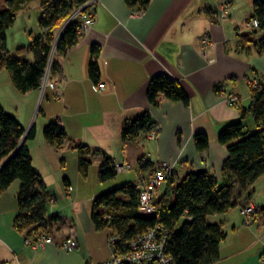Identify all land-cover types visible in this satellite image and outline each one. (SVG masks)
Wrapping results in <instances>:
<instances>
[{"label":"crops","instance_id":"obj_1","mask_svg":"<svg viewBox=\"0 0 264 264\" xmlns=\"http://www.w3.org/2000/svg\"><path fill=\"white\" fill-rule=\"evenodd\" d=\"M222 2L231 5L224 21L218 17ZM92 11L93 22L87 32L57 57L59 70L51 77L59 88L45 95L41 120L31 125L29 120H17L24 129L27 126L25 131L31 126L35 129L34 139L27 141V146L32 168L52 196L48 210L49 217L57 218L52 226L54 243L33 249L14 230L19 188L14 182L0 191V264H99L109 258L106 240L110 232L93 228L90 208L84 205V197L88 200L98 195L87 188L86 179L93 173L90 185L100 183L97 174L104 157L113 166L129 165V169L116 173H125V177L110 188L134 185L151 177L159 163H173L172 177L155 190L157 200L186 173L197 169L222 185L221 167L227 153L217 142L218 132L238 120H242L245 132L256 130L250 114L240 117V109L249 105L251 88L264 82V54H258L252 43L243 45L239 38L247 33L241 27L251 15V0H149L139 16H133L138 10L124 0H99ZM39 34L40 30L29 32L28 42ZM262 35L264 32L258 33L256 39ZM91 44L100 49L96 82L87 74ZM159 74L179 83L187 95V106L164 99L156 107L148 103L147 84ZM99 83L104 89L94 91ZM38 90L30 91L35 92L34 99ZM56 92L61 94L59 100L55 99ZM228 94L238 97L235 105L225 102ZM144 113L158 127L156 136L147 138L143 132L135 142L123 144L120 132L124 122ZM49 122H56L65 131L66 140L60 149L50 148L43 139L42 130ZM196 133L207 138L203 152L195 149ZM78 146L97 152L88 155L91 165L86 178L78 171L72 177L66 173L67 156L77 170L74 153ZM63 179L71 191H66ZM232 193L235 207L207 216V221L219 225L225 234L219 259L213 264H264L260 260L264 224L259 213L264 205V177L254 181L248 194H239L237 188ZM249 204L255 211L246 218L242 210ZM65 239L75 242L73 251L57 247Z\"/></svg>","mask_w":264,"mask_h":264},{"label":"trees","instance_id":"obj_2","mask_svg":"<svg viewBox=\"0 0 264 264\" xmlns=\"http://www.w3.org/2000/svg\"><path fill=\"white\" fill-rule=\"evenodd\" d=\"M86 1L40 0L37 19L40 34L31 36L26 45L9 52L6 49V31L15 21V12L27 0H6V6L0 9V71L9 72L11 83L17 91L25 93L40 88L52 52L50 75L58 72L57 57L75 46L81 33L79 21L74 20L63 29L55 45V30L63 26L73 11ZM124 2L142 11L149 0ZM249 18L256 19L258 27L242 34L240 42L243 45L252 43L258 54H264V35L256 39L258 33L264 32V0H252ZM99 51L98 45H90L87 74L93 82L99 77ZM146 99L153 107L158 106L162 99L188 105L187 95L179 83L162 74L150 79ZM246 114L253 119L254 132H245L242 120H238L225 125L217 134V142L225 147L227 153L221 167L222 185L219 186L204 170L188 172L155 200V208L149 211L140 206L139 195L133 185L125 184L98 194L91 201L90 220L93 228L96 231L107 229L110 235H116L118 242L115 248L121 252L133 237L159 225L167 231L165 253L173 259L174 264H213L219 259V245L225 234L219 225L209 223L207 216L235 207L233 190L237 188L239 194H248L254 181L264 177V82L251 88L248 107L240 109L241 119ZM152 126L147 113L127 120L122 126L120 140L123 144L135 142L140 133L147 132ZM23 136L25 139L21 143ZM34 136L33 126L25 131L15 118L5 113L0 104V191L18 181L17 214L12 226L24 237H31L40 230L50 234L57 221L56 217L46 218L52 196L32 168L27 141L33 140ZM42 136L52 149H60L66 140L65 131L56 122H49L43 128ZM193 143L198 152H203L208 146L203 133H196ZM75 149L77 171L82 178H86L91 165L88 155L97 152H90L85 146ZM115 176L114 166L104 157L98 169V181L104 183ZM63 185L68 191L69 184L65 179ZM259 213L264 224V205Z\"/></svg>","mask_w":264,"mask_h":264},{"label":"built area","instance_id":"obj_3","mask_svg":"<svg viewBox=\"0 0 264 264\" xmlns=\"http://www.w3.org/2000/svg\"><path fill=\"white\" fill-rule=\"evenodd\" d=\"M98 1L99 0H87L83 5L79 6L73 11L69 18L64 22L62 28L67 26L70 22L78 20L79 31L81 34H85L93 22L92 8ZM230 6V3L228 2H222L219 5L218 17L221 21H224L228 18ZM141 14L142 11H136L133 13V16H139ZM243 26L248 32L256 29L258 27V23L256 19L249 18L244 22ZM52 57L53 52L49 56L45 74L39 88L41 94L46 89L56 91L59 88L58 83L51 80L50 78V64ZM103 89V83H99L93 87L94 91ZM60 98L61 94L56 92L55 99L59 100ZM225 102L228 105L233 106L238 102V97L234 94H228L225 97ZM157 131L158 127L152 126L151 129L146 132L147 138L155 137ZM127 169H129V165L126 163L114 165V170L116 173ZM173 170V163L161 162L153 169L151 177L148 179H139L133 185L134 189L138 192L139 204L141 207L146 208L149 211H152L155 208V190L159 184L167 181V179L173 173ZM67 190L71 191V188L68 187ZM254 210V205L249 204L243 208L242 214L245 215L246 218H250L254 213ZM49 211L50 210L47 212L46 218L50 216ZM166 240L167 231H165L159 225H155L126 242L123 251L118 252L115 248L118 242V237L116 235H109L107 237L106 243L110 256L108 259L100 262L99 264H174L173 259L165 253ZM24 241L25 244L34 249L45 244L54 243V238L52 233L49 234L44 230H40L31 237H24ZM57 247L66 252L73 251L75 248V242L72 239H65L61 243H58ZM260 260L264 263V254L260 257Z\"/></svg>","mask_w":264,"mask_h":264},{"label":"rangeland","instance_id":"obj_4","mask_svg":"<svg viewBox=\"0 0 264 264\" xmlns=\"http://www.w3.org/2000/svg\"><path fill=\"white\" fill-rule=\"evenodd\" d=\"M24 1L25 0H23V2ZM26 3L28 4L24 9L21 8L15 12V21L13 25L6 31V49L9 52H12L16 47L26 45L28 43V33L29 32H32V33L39 32V28L37 25V19L40 15V10H39L40 0H27ZM26 3H24V5ZM4 6H6V0H0V9ZM60 28H62V26H60L59 28L55 30V36L57 35L56 33L58 32ZM241 28L244 31H247V29L244 28L243 25ZM50 78L52 80L51 75H50ZM51 91L54 92L55 90L46 89L45 91H43L42 94L40 90H38L37 96L34 99L35 92L31 93L30 91H28L25 93H21L17 91L12 85L10 77H8V71L4 70L0 72V102L4 106L2 107L5 113L15 118L16 120H29L30 125L31 123H34V121H36L37 123V120H41V112L43 110V107L45 104L44 100L46 98L45 95L49 94ZM25 129H27V126H25ZM74 154H76L77 156V153H74ZM90 157L91 156H89L88 159H90ZM66 163H67L66 164L67 165L66 167L67 175H70L71 177L72 175L77 176L76 165L73 166L74 161L71 160V158L67 156ZM91 174L93 173H90V175L86 179V184L89 190H91L92 188L93 190L92 194L95 193L94 195L101 194V193H104L106 191L116 188V186H113L112 188L110 187L112 185H117V183H119V181L125 177V173L116 174V176L114 177L115 179L109 180L104 183L97 182V185L94 182L92 185H90L89 180H90ZM81 182H85V181L82 180ZM15 184H19L18 181H15ZM83 196H86L85 190H84ZM84 198L86 199V202H84V205L87 207V210H88L90 208L91 200L93 198H89L88 200L86 197ZM170 201H171V197H170Z\"/></svg>","mask_w":264,"mask_h":264},{"label":"water","instance_id":"obj_5","mask_svg":"<svg viewBox=\"0 0 264 264\" xmlns=\"http://www.w3.org/2000/svg\"><path fill=\"white\" fill-rule=\"evenodd\" d=\"M66 26H64V28H65ZM64 28H62L60 31H59V33L57 34V36H56V39H55V45H56V42H57V40H58V38H59V36H60V34L62 33V31H63V29ZM24 139H25V136H23L22 137V139H21V143L24 141ZM6 162V161H5ZM4 162V163H5ZM4 163L1 165V167L4 165ZM201 170H203V169H197L196 171H201Z\"/></svg>","mask_w":264,"mask_h":264}]
</instances>
